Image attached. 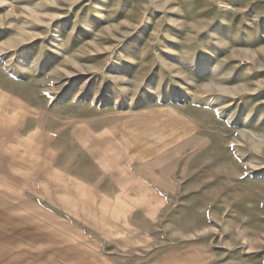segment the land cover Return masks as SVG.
Returning <instances> with one entry per match:
<instances>
[{
  "label": "rangeland",
  "instance_id": "obj_1",
  "mask_svg": "<svg viewBox=\"0 0 264 264\" xmlns=\"http://www.w3.org/2000/svg\"><path fill=\"white\" fill-rule=\"evenodd\" d=\"M120 221L130 264H264V0H0V264Z\"/></svg>",
  "mask_w": 264,
  "mask_h": 264
},
{
  "label": "crops",
  "instance_id": "obj_2",
  "mask_svg": "<svg viewBox=\"0 0 264 264\" xmlns=\"http://www.w3.org/2000/svg\"><path fill=\"white\" fill-rule=\"evenodd\" d=\"M84 155L88 158L93 157L91 152L84 153ZM72 208L73 212L80 215L94 212L103 213L102 208L98 209L90 206ZM138 211L136 209L131 212L136 213ZM127 212L129 211L127 210ZM89 225L81 223V227L76 228L80 231L81 236L73 238L72 243L69 244L71 254L75 258H68L67 261L64 259V264L73 263L74 260H78L83 264H130L135 257V253L131 255L129 252L138 251L140 247L144 248L145 246L146 233L144 229L132 222L120 221L104 224L91 222ZM142 264H145V262H142Z\"/></svg>",
  "mask_w": 264,
  "mask_h": 264
}]
</instances>
